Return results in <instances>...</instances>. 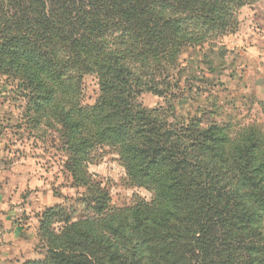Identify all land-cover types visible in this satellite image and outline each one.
<instances>
[{
	"label": "trees",
	"instance_id": "trees-1",
	"mask_svg": "<svg viewBox=\"0 0 264 264\" xmlns=\"http://www.w3.org/2000/svg\"><path fill=\"white\" fill-rule=\"evenodd\" d=\"M248 1L0 0V74L21 82L30 126L61 132L85 188L82 214L44 212L45 257L26 264H264V131L195 127L173 119L172 102L138 101L176 97L184 49L235 32ZM85 74L99 81L92 105ZM103 146L150 200L112 205L86 164Z\"/></svg>",
	"mask_w": 264,
	"mask_h": 264
},
{
	"label": "rangeland",
	"instance_id": "rangeland-1",
	"mask_svg": "<svg viewBox=\"0 0 264 264\" xmlns=\"http://www.w3.org/2000/svg\"><path fill=\"white\" fill-rule=\"evenodd\" d=\"M235 17L237 30L216 45L184 49L176 97L145 90L138 101L148 108L172 102L173 119L195 127L218 122L232 135L251 126L264 131V0L248 1ZM81 86L82 105L94 104L100 93L96 74H85ZM26 103L21 82L0 74V264L45 257L39 228L48 208L64 205L74 218L85 208V188L74 184L61 132L44 123L30 126ZM86 164L110 191L114 207L153 196L130 183L112 146L98 148Z\"/></svg>",
	"mask_w": 264,
	"mask_h": 264
}]
</instances>
